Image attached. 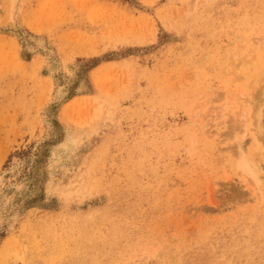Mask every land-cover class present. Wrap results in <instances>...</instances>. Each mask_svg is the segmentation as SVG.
<instances>
[{
	"label": "rangeland",
	"instance_id": "1",
	"mask_svg": "<svg viewBox=\"0 0 264 264\" xmlns=\"http://www.w3.org/2000/svg\"><path fill=\"white\" fill-rule=\"evenodd\" d=\"M0 264H264V0H0Z\"/></svg>",
	"mask_w": 264,
	"mask_h": 264
},
{
	"label": "bare ground",
	"instance_id": "2",
	"mask_svg": "<svg viewBox=\"0 0 264 264\" xmlns=\"http://www.w3.org/2000/svg\"><path fill=\"white\" fill-rule=\"evenodd\" d=\"M244 163H245V162H244ZM17 246H18V245H17ZM18 249H20V247H19ZM17 251H18V250H17ZM19 253H21V252H19ZM19 253H18V254H19Z\"/></svg>",
	"mask_w": 264,
	"mask_h": 264
}]
</instances>
